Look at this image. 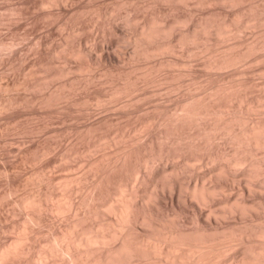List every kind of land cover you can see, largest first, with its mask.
<instances>
[{
    "label": "rangeland",
    "instance_id": "rangeland-1",
    "mask_svg": "<svg viewBox=\"0 0 264 264\" xmlns=\"http://www.w3.org/2000/svg\"><path fill=\"white\" fill-rule=\"evenodd\" d=\"M184 1L0 0V104L11 102L10 107L6 106L1 109L2 111L0 110V225L9 227L8 232L6 230V232H1L0 230V241L10 242L13 236L21 233L23 224L30 226L28 229L32 231L27 230L31 238L35 237L33 246L38 247H34L29 253L30 255L33 253V258L29 254L21 255L24 259L25 255L28 256L26 260L28 263H34V253L37 252V249L39 251L48 247L52 232L58 233L66 227V216L73 213L74 205L80 206V210L85 212L84 197L90 194L95 179L97 180L101 176L104 183L102 184L104 186H102L101 200H107L108 204L111 200V204L116 201L119 202L120 195L117 186L122 180L121 183L123 182L126 190L129 191L125 192L129 193L128 195L124 193L125 196L127 195L126 198L133 199L136 197L134 200L137 198L139 200L134 202L131 200L132 203L139 202L138 204H140L142 200L146 201L145 203L149 205V208H152L150 209L152 214H156L157 217L154 216L155 218L168 221L172 219L174 220L173 223L176 222L178 227L186 231L194 230L198 226V221L208 230L220 226L227 227V225L230 227L232 225L233 228L237 229L243 224L259 221L257 213L254 212H248L249 214L245 215L237 210L228 211L230 208L228 204L226 205L227 199L234 200L243 197V195L247 196L250 189L249 182L245 180L246 178L244 179L240 170L242 168L240 164L241 168L238 165L235 166L236 164L231 165L232 167H229L231 172H227L228 175L225 173L223 175L220 174V171L212 172L216 162L208 159V157L202 159L193 157L185 162L180 155L171 153L168 154L169 156L163 155L161 158L154 159V162L148 164L146 169L144 168L145 172H143L144 170L142 172L136 171L138 170L136 166L139 165L138 163L149 144L152 143L156 148L163 145L162 149H165V152L175 147L174 136L170 135V138L166 139L164 137V133L166 131L171 133L173 128H171V124L162 119V116L165 117L167 111H173L180 104L185 103L187 98L207 96L208 93L212 92L210 89L231 82H243L246 88L251 87L250 89L254 93L263 90L264 45L254 50V54L251 52L248 55L249 58L246 57L243 61L236 63L237 65L222 70L208 69L204 66L206 58L211 57L210 54L221 55L226 50L230 51L229 48L231 51H243L256 40L257 43L253 45H259L258 47L262 45L260 43L264 42V21L261 22L262 26L261 24H244L238 27L236 23L242 21L250 12L260 10L259 12L263 11L264 14V0H237L236 3L231 0H207L208 2L205 3V0L200 4L196 0ZM213 13L222 18L232 19L233 17L235 20V22L233 20L232 26H229L231 31L226 36L212 33L211 35L205 34L208 37L205 35L197 37L199 40L195 39L196 41L191 38L193 41L190 39L184 45L177 43L185 29L194 28L196 20L204 19V17L208 19ZM153 15L154 17H152ZM155 17L164 23L166 22L168 26L174 25L171 26L173 31H171L170 37L178 46L176 44L177 47L175 45V48L173 47L176 51L174 49L173 51L169 49L165 53L164 50L156 51L157 54L154 52L151 56L145 57V55L135 52V40L138 39L140 26ZM206 43L207 45L204 47ZM113 52L115 53L113 54ZM102 53H110L112 61L100 57ZM77 55L79 56L77 57ZM114 58L115 60H113ZM64 69L70 70L67 75V70ZM59 73L61 74L59 75ZM260 85L262 86L260 87ZM233 100L230 101V108L233 112L231 115L237 114L240 119L242 117L243 120L248 118L253 123L264 124V105L259 104L249 110L244 107H240V109L236 100ZM218 110L224 111L223 106L218 105ZM220 113L221 115L226 114ZM231 115L228 114V116ZM180 130H182L180 131L181 134L184 133L182 136L185 135L184 138H186L180 140V142L182 141L180 144L185 147L191 145L193 142L189 140V136L193 127L190 128L185 125ZM188 140L190 144H187ZM229 140L226 137H219L210 140L211 144L207 140L201 142L202 144L205 143L204 145L207 144V148L213 146L212 149L232 152L234 143ZM125 149L132 151V161L130 159L127 166L129 169L119 166L123 168V171L117 170V174L115 169V172H112L110 165L116 162L119 164L118 158L122 156L120 154H123ZM259 153L264 157L263 148H259ZM261 155L259 156L262 157ZM137 159L139 160L138 163ZM114 161L116 162L113 163ZM100 166L102 167L99 168ZM117 169L119 168L117 167ZM164 170L165 172H163ZM215 170H217L216 167ZM238 170H240L241 175L238 174ZM237 171L238 173H234ZM161 175L166 177L164 179L170 180L167 181L170 185L164 182L165 180ZM204 180L212 185L222 182L228 187H224V191L217 192L218 195L216 193L213 198L203 202L195 199L191 195L192 193L190 194L192 191L190 189L196 184H201ZM133 184L134 186H132ZM63 185L67 187L65 188L67 190L63 189ZM151 186H154L155 190ZM251 188L250 190L253 191L249 192L248 197L256 201L259 200V196L263 194L256 187ZM148 189L151 192H148ZM132 190H135L136 192H134L137 194L135 195L134 192L133 194ZM63 191L65 193H62ZM53 192L55 193L53 194ZM92 192L93 190L91 195H94ZM146 192L148 194L153 192L155 194H152L153 198L156 199L154 200L152 195L147 198ZM34 194H40L41 203L44 204V206L42 205L44 209L41 206L39 208L43 210L41 215L44 214L42 224L39 226L27 223L25 220L26 209L17 203V200L23 195ZM58 201H61L60 203H64V201L65 203L66 201H69L68 203L73 202L74 204L71 203L73 206L70 209L72 212L69 211L70 207L66 209L67 212L65 209L64 213L58 211L55 207L56 204H60ZM117 202L116 205L118 206L120 202L119 204ZM65 203L64 205H67ZM80 204H83L82 207ZM158 204L160 205L158 206ZM211 209L215 212H211ZM101 210L99 216L95 215L96 217L94 213H91V219L87 220L86 223L91 221V224H95L101 219L111 225V221L116 218L114 215L116 212L108 210L111 211L109 213L106 211L107 209H104V212L103 209ZM90 216L88 217L90 218ZM234 224L236 225L234 226ZM140 230L139 233H143V230ZM228 240H226L227 242L224 240V243L220 241L217 244L223 247L220 260L231 263V257L240 255L244 250V244L238 238L232 237ZM43 245L44 247H42ZM53 255V259H48V262L56 263L58 261V264L64 262H61L62 258H57L58 255L55 254L56 257ZM21 256H16L17 258L14 257L16 259L13 261L10 259V262L5 264H18L25 261ZM29 257L34 261H30ZM18 258L22 260L19 262Z\"/></svg>",
    "mask_w": 264,
    "mask_h": 264
},
{
    "label": "bare ground",
    "instance_id": "bare-ground-1",
    "mask_svg": "<svg viewBox=\"0 0 264 264\" xmlns=\"http://www.w3.org/2000/svg\"><path fill=\"white\" fill-rule=\"evenodd\" d=\"M186 1H188V0H186ZM204 1L205 0H196V2H198L199 4H200V2H204ZM224 1H227V0H224ZM231 1H234L236 3L237 0H231ZM231 1H229V2H231ZM206 2H208V1L206 0L205 3ZM202 5H203V3H202ZM170 11L172 12L173 10H170ZM253 11H254V9H253ZM259 11L258 12H250V14L246 15L242 19V21L241 20L238 21L239 23H236V25H238V27H241L244 24L245 25H248V24H251V25L258 24L259 25V24H261V22L264 21V14H263V11L262 12H259ZM211 15H209L211 17L210 18L208 17V19H207V17H206V19L204 17V19L201 18L199 20H196V23H195L196 25L194 26V28L185 29L184 32H182L181 35L179 34L180 38H178V42L177 43L178 44L182 43L184 45V43L186 44L188 41H190L191 38L192 39L194 38V40H195V39H198L197 37H201L202 35L204 36L205 34L206 35L207 34L211 35L212 33H215V34H219V35H222V36L223 35L226 36L231 31L229 26L231 24H233V20H234L233 17H232V19L227 17L228 18L227 19L226 17L222 18L219 15L218 16L214 15V13L211 14ZM152 17H154V15ZM155 18L154 19L152 18L153 20L151 19V21H149V22H146V23L144 22V24H142L140 26L141 28H140V30H138V39L135 40L136 41L135 42V45H136V47H135L136 51L135 52L139 53L141 55L143 54V55H145V57H147L149 55L151 56V54H153L156 51L161 52V51L164 50V53H165V51L167 52V50H169V49H172V51H173V49L175 48L174 45L176 46V44H177V43L175 44V42H173V39H171V37H170V34H172L171 31H173L172 27L174 25L173 26L171 25L172 27L168 26L166 24V22L164 23L161 19H159V18L155 19ZM144 21H145V19H144ZM175 21H177V20H175ZM178 21H179V18H178ZM181 21H185V20H181ZM234 22H235V20H234ZM125 24H127V23H125ZM179 25H177V26L179 27ZM261 26H262V24H261ZM243 28H244V26H243ZM136 33H137V31H136ZM222 36H219V37H222ZM206 37H208V36H206ZM157 39H158V41H157ZM176 39H177V37H176ZM259 41H261V40H259ZM252 43L256 44L257 40L255 42H252ZM178 44H177V46H178ZM253 44L250 45V47H247L248 49L247 48H246V50L244 49L245 51L244 50L243 51H239V50L238 51H231V49L229 48L230 51H228V50H226L224 52L222 51L223 53L221 55H216V54L213 55L214 53L210 54L211 57H209V58L207 57L206 58L204 67H206L208 69H214L215 68V69H221L222 70L223 68H226V67H229V66H233V65H237L238 62H241L246 57H248V55L251 52L253 53L254 50L261 48L264 45V42L260 43V44H262L260 47H258L259 45H253ZM206 45H207V43L204 45V47ZM103 48H105V47H103ZM102 51H103V49H102ZM109 51H111V50H109ZM109 51H107V52H109ZM174 51H176V50L174 49ZM114 53L115 52H113V54ZM156 54H157V52H156ZM253 54H251L252 57H253ZM78 56L79 55H77V57ZM113 56L115 57V55H113ZM134 56H135V54H134ZM100 57H103L106 60L112 61V59L110 57V53H106V54L102 53L100 55ZM151 58H153V57H151ZM113 60H115V58ZM186 61H188V60H186ZM176 63H178V62H176ZM170 64H172V63H170ZM183 67H185L184 64H183ZM64 70H67V69H64ZM61 71H63V70H61ZM69 71L68 70L66 71V75H67V72H69ZM158 71L160 72V70H158ZM53 73H52V75H53ZM60 74L61 73H59V75ZM133 81H135V80H133ZM237 82H239V81H237ZM221 83H223V82H221ZM43 85H44V83H43ZM261 86L262 85H260V87ZM0 88H1V86H0ZM250 88L247 89L246 85L243 82L242 83H240V82L239 83H235V82L234 83L233 82L224 83V84H221V85H219V86H217V87H215L213 89H210V90H212V92H210V94L208 93L207 96L203 95V97H196V96L192 95L193 97H190L191 99L187 98L188 100L186 102L184 101L185 103H182V105L180 104V106L176 107L173 111H167L165 113V115L162 114V115L165 116V117L162 116V119L165 122L167 121L168 124H171V128H173L172 131H170L171 133L166 131L164 133L165 135L163 134V132H162V135H164L165 139L166 138H170V135L174 136L173 137L174 138L173 141H175V143L177 145L174 144L175 145L174 148L168 149L165 152L164 151L165 149L164 150L162 149L163 145L160 148L159 147L156 148L155 145H153L152 143L149 144L147 148L145 147L146 148L145 149L146 152L144 150L145 154L142 156V159H141V161L139 163H138V161H139L138 159H140V158L137 159V163L139 165L136 166L137 169H138L136 171H138V172L141 171L142 172V170H144V168L146 169L147 165L150 164L151 162H154L153 160L156 159L157 157L161 158V156L162 157H163V155L167 156L168 154L170 155L171 153L180 155L185 162L190 160L193 157H195V158L199 157L201 159L203 157L204 158L208 157V159L213 160V161L216 162V166L215 167H216L217 170H215V167H214L212 172L214 173V171H218V172L220 171V174H223V175H225L227 172L228 173L231 172V171H229V169L232 167L231 165H233V164L235 165L236 164L235 166H237V165L239 166V164H240V166L242 167L241 168L239 166L241 168L240 170H241L242 174L244 175V179L246 178L245 180L250 183L249 184L247 182L248 185H250L249 186L250 189H252L251 187L254 186L263 195H260L259 196L260 199L256 201L255 199H252V198L248 197L249 192L253 191V190H250L248 188L249 191H248L247 196L243 195V197L241 196V198L238 197V199L235 198L234 200L227 199L226 205L228 204V207L230 208V209H228V211L229 210L231 211V209L233 211L237 210V211H240L241 213H244L245 215L248 212L257 213L256 215H258V220L259 221H255V222L253 221L252 223L250 222V223L245 224V225L243 224V226H241V227H239L237 229L233 228L232 225H231L232 228L227 225V227H225V226L221 227L220 226V227H216V228H214L212 230L206 229L204 226H202L200 224L201 222L198 221L197 222L198 226H196V228L194 230H192V231H188L187 230L186 231L185 229H181L180 227H178L175 224L176 222L173 223L174 220H172V219H169V221H168V220H160V219L155 218L154 216H156V214L155 215L152 214V211L150 210L152 208H149V205L147 203H145L146 201L142 200V203H140V204H138L139 202L138 203L135 202V204L132 203L131 200H133V202H134V201H137L138 198H137V200H134V199H136V197L135 198L133 197V199H130V197H128L129 199L126 198L129 193H125L127 191L126 190L127 188H126V186H124L123 182L121 183L122 180L120 181V183H118V186L116 185L118 187V189H119L118 193L120 195V198H119L120 204H119V202L116 201L119 204L118 206L116 205V202L112 203L113 204L112 205L111 204L112 200L111 201L109 200L110 201L109 204H108L107 200H104V201L101 200L100 196L103 195V193H102L103 187L102 186H104V185H102L104 183L102 182L103 177L101 176V177H98L97 180L95 179V182L93 183V186H91L92 190H93L92 194H94V195H91V191H92L91 190L90 194H88L87 197L83 196L85 198L83 203L86 205V207L84 206L85 209H86L85 212H83L84 211L83 209H82L83 211L80 210V208H79L80 206L78 207V205H74V208L72 209L73 213H71L70 216H66L67 217V223H66L67 225H66V227L63 230H61L60 232L58 231V233H56V232L55 233L54 232L51 233V239H49L50 240V244H49L50 246L47 245L48 247L47 248L45 247L46 249L44 248V250H39V251L37 249V252L35 251L34 260L36 261V264H58V261L56 263L55 262L54 263L48 262V259L49 260H50V258L53 259L52 255L54 254V252H55L56 255H58L57 258L58 257L62 258L61 262L64 261L62 264H229L230 261L228 263V262H226V260H220V257L222 256L221 254H222V248L223 247H221L222 245L219 246L217 243L218 242L220 243V241L224 243V240H225V242H227L226 240H228L229 238H232V237L238 238L241 241V243L244 244L243 245L244 246L243 247L244 250L241 252L240 255H236V256L233 255V257H231L232 258L231 259L232 262L230 264H264V157H263V155H261V153L258 154L259 148H263L264 149V124H260V122L253 123L248 118L243 120L244 118L242 117L243 119L242 118L240 119V118H238L237 114L231 115V113H233V112H232V110L230 108V101L233 100V99L236 100V103L239 106L238 108L244 107L245 109H248V110L250 108H252L253 106H256V105L258 106L259 104L260 105H264V85L262 87L263 88V90H262L263 92L261 91V92H257V93L255 92L254 93V91L252 89H250ZM62 89H64V88H62ZM248 90H252V91H248ZM259 91H260V89H259ZM61 97L62 96H60V98ZM8 103H9V101H8ZM7 104L6 103L5 104H0V110L2 108H5L6 106L11 105V102L8 105ZM218 105L223 106V110L224 111H219L218 110ZM220 112H222V113L224 112L226 114L221 115ZM228 114H230L231 116H228ZM214 115H216V116H214ZM242 116H244V115H242ZM158 119L160 120V118H158ZM160 122L162 124V120ZM185 125L189 126L190 128L193 127V131H192V133H190V136H189V138H190L189 140H191V142H193V143H191V145H189L187 147H185L184 145H183L184 146L183 147L182 144H180L182 142V141L180 142V140H182V139L185 140L186 139V138H184L185 135L182 136L184 133L183 134L180 133V131H182V130H180V128L182 126H185ZM238 125H240V126H238ZM169 127H170V125H169ZM101 137H102V135H101ZM101 137H100V139H101ZM219 137H223V138L226 137V138L230 139L234 143V146H233L234 149L233 150L230 149L232 152H228V151L224 152V151H221L219 149H212L213 146L210 147V148L209 147L207 148L206 147L207 144L206 145H204L205 143L202 144V142H204L205 140H207L211 144L212 140H215L216 138H219ZM187 139H188V136H187ZM203 139H205V140L202 141ZM189 140H188L187 144H190ZM183 143L185 144L186 142L184 141ZM216 147H217V145H216ZM167 148H169V147H167ZM76 153H78V152H76ZM135 154H136V152H135ZM120 155H122V156H120ZM120 155H119L120 157L118 158L119 164L116 161H114L113 163H115V162L116 163L110 165L112 167V168L110 167L112 172H115L114 171L115 169H116V173H117V170L118 171H121V170L123 171V168L128 166V164L130 162V159H131L132 151L125 149L123 151V154L121 153ZM141 155H138V156L140 157ZM259 155H261L262 157H260ZM196 159H195V161H196ZM131 161H132V159H131ZM178 163H179V161H178ZM105 165H106V163H105ZM185 165H186V163H185ZM119 166L123 167V168H120ZM186 166H188V165H186ZM213 166H214V164H213ZM101 167L102 166H100L99 168H101ZM117 167L119 169H117ZM99 168H98V170H99ZM174 168H176V167H174ZM102 169H104V168H102ZM173 170H172V172L176 171V170H174V171ZM240 170H238L239 173H238V171L234 172V173H238V174L241 175ZM104 171H105V169H104ZM138 172H136V173H138ZM143 172H145V170ZM163 172H165V170ZM220 174H219V176H220ZM217 175H218V173H217ZM226 175H228V174H226ZM164 177L162 176L163 180H165L164 182H166L167 185H170V184H168L169 182H167L169 179L167 178L168 180H166V179H164ZM111 179H112V176H111ZM222 179H224V178H222ZM112 181H114V180H112ZM65 183H67V182H65ZM125 184H128V183H125ZM213 184H214V182H213ZM132 186H134V184ZM164 186H165V184H164ZM224 187L227 188L228 186L227 185L225 186V184H223L222 182H219V183H216V184L212 185V184H208L207 181L204 180V182H202L201 184H196L193 187H191L192 189H190V190H192V191H190V194L192 193L191 195H193L195 197V199L197 198L198 200H202L204 202V200L206 201L208 199L213 198L217 192L224 191L223 190V189H225ZM65 188H67V187L64 186L63 189H65ZM151 188L155 190L154 186L153 187L151 186ZM105 189H106V187H105ZM253 189H255V188H253ZM65 190H67V189H65ZM135 190H132L131 192L133 193ZM68 191H66V192L70 193ZM127 192H129V191H127ZM148 192H151V191L149 190ZM148 192H146L147 195L146 194L145 195H146L147 198H150V196L153 194L154 191L151 194L149 193L150 195L148 194ZM54 193L55 192H53V194ZM62 193H65V192L63 191ZM124 193L127 194V195L125 196ZM41 194H42V192H41ZM136 194L137 193H135V195ZM239 194H241V193H239ZM24 195H23L22 198L17 200V203L21 204L19 206H21V207L23 206L24 207V208L22 207L23 209H26L25 210L26 211L25 212L26 213L25 214L26 215L25 216L26 217L25 220L27 221V223L29 225H31V224L38 225V226L41 225L42 221H43L42 220V218H43L42 216L44 214L41 215L42 214L41 212L43 210H40L39 208H40V206L42 207V205L44 206V204L41 203L40 194L39 195H37V194L26 195V196H24ZM153 195H155V194H153ZM153 195L151 196L152 198H153ZM216 195H218V193ZM67 197H68V195H67ZM259 197H257V198H259ZM42 199H43V197H42ZM120 199L121 200L123 199V200L121 201ZM65 200H66V198H65ZM128 200H130V201H128ZM60 202L58 201V203H60ZM68 202L66 201V203H65V201H64V203L67 204V205H64V203H60L61 205L60 204L59 205L56 204L57 206L55 205V207H57L56 209H58V211L60 210V212H63V213L65 212L64 209L66 210V209H68L70 207L69 208V211H70V209L73 206L72 204H74V203L71 202L72 203L71 204V203H68ZM91 202H92V205H91ZM213 202H214V200H213ZM224 204H225V202H224ZM82 205H81V207H82ZM159 205L160 204H158V206ZM214 208H215V206H214ZM42 209H44V207H42ZM101 209H103V212L106 209H107L106 211L113 210L114 212H116V214H114V215H116V218H115L114 221H111V225H108L107 223H109V222L105 223L101 219L98 222L96 221L95 224H91V221H89L90 223H88V222L86 223L87 220L91 219V216H92V215L90 216L91 213L92 214L94 213V216L96 214H97V216H99L98 214L100 213V211H102ZM72 210L70 212H72ZM212 210L213 209H211V212H215L214 210L213 211ZM66 212H67V210H66ZM70 212H69V214H70ZM88 216H90V218ZM170 220H172V221H170ZM26 221H24V222H26ZM219 223H221V222H219ZM18 224H20V223H18ZM22 224H23V222H22ZM235 225L236 224H234V226ZM33 227L35 228V226H33ZM28 228H30V226L28 227V225H24L23 224V228H21L22 229L21 233L13 236V238H12V240L10 242H8V241L7 242L0 241V242H2L0 244V264H5L7 262L9 263L10 259L13 261V259H16L17 257H19V255L20 256L23 255V254H27L28 255L30 252H32L31 250L34 249V247H38V246H33V244H35L34 243V240H35L34 238L35 237L31 238V236L29 235V231H28L30 229H28ZM8 229H9V227H7V226H1L0 227L1 232H4L5 230L7 231ZM140 229L143 230V233H139ZM27 231H28V233H27ZM30 231H32V230H30ZM134 233H135V235H134ZM0 239H1V237H0ZM30 242H32L31 243L32 245L30 244ZM42 247H44V245ZM42 247H39V249L40 248L42 249ZM224 248H226V247H224ZM35 250H36V248H35ZM223 250H225V249H223ZM57 253H59V254H57ZM223 253H225V252L223 251ZM55 254L53 255L54 257H56ZM27 255H25V259L22 258V256H21V258L25 260L23 262H20L22 259L20 260V258H18L19 262H20L18 264H34L35 261L33 259H30L32 257V255H33V253H31V255L29 254L31 257H29L28 259L30 261L33 260L34 263H31V262L28 263V261H26L27 257H28ZM225 255H226V253H225ZM14 257H16V258H14Z\"/></svg>",
    "mask_w": 264,
    "mask_h": 264
}]
</instances>
